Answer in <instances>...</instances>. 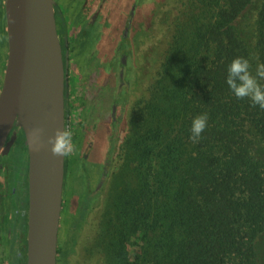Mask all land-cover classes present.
Here are the masks:
<instances>
[{
  "label": "rangeland",
  "instance_id": "rangeland-1",
  "mask_svg": "<svg viewBox=\"0 0 264 264\" xmlns=\"http://www.w3.org/2000/svg\"><path fill=\"white\" fill-rule=\"evenodd\" d=\"M59 1L63 4L66 0ZM208 1L139 0L136 3L135 0L123 48L118 45L122 28L119 23L113 24L109 35L95 46L94 42L88 44L89 41L82 49L75 45L71 58L75 61L73 72L77 78L70 80L65 128L72 130L76 149L64 159L56 264H149L151 250L146 251L150 247L141 216L142 201L148 192L156 190L160 166L156 155L158 142L149 136L160 123L161 111L162 116L174 118L173 125L168 127L170 135L175 134L176 108L179 109L176 100L182 84L179 80L181 71L185 72L190 65L186 44L193 30L212 19ZM261 2L254 0L239 22L241 34L251 48ZM130 4L131 0L126 4L127 9ZM73 9H65V14L69 18V40L74 44L77 23ZM179 21L183 25L182 33L177 46H172L176 36L179 37L176 33ZM0 28L2 37L4 17ZM171 53L172 71L163 65ZM123 54L126 59L121 64ZM6 56L7 43L1 38L0 62L4 66ZM176 60L180 73L177 76ZM257 63L256 53L252 51L253 75ZM4 66L0 67V87ZM260 82L264 84V80ZM115 98L121 100L114 103ZM112 106H115L114 122L110 119ZM146 145L151 147V153H147ZM21 151L17 145L13 146L10 159L17 161ZM251 153L264 158V141L256 140ZM104 165L106 176L102 175ZM3 175L7 177V189L10 176ZM86 195L85 214L80 217ZM4 204L5 215L8 207ZM4 246L0 232V264H5ZM256 246L262 258L260 263L264 264V233Z\"/></svg>",
  "mask_w": 264,
  "mask_h": 264
},
{
  "label": "trees",
  "instance_id": "trees-1",
  "mask_svg": "<svg viewBox=\"0 0 264 264\" xmlns=\"http://www.w3.org/2000/svg\"><path fill=\"white\" fill-rule=\"evenodd\" d=\"M253 1H208L212 19L193 30L186 44L190 65L179 80L175 134L170 135L168 127L174 118L162 116V111L159 125L149 131L158 142L160 162L156 190L142 201L149 264H261L256 245L264 233V158L253 156L251 148L256 140L264 141V109L248 98H236L226 83L227 66L234 57L250 62L255 51L258 62L264 63V0L256 12L253 48L239 27ZM2 17L0 0V22ZM176 25L179 37L172 46H177L183 29L180 21ZM2 33L0 39L6 40ZM125 39L119 38V47H124ZM168 59L163 65L171 70L172 53ZM177 62L176 76L180 75ZM117 99L114 103L121 100ZM204 113L207 127L194 143L191 120ZM110 119L115 120L112 115ZM13 130L17 133L13 146L22 151L17 161L10 159L11 149L0 156V232L5 264H25L27 150L21 128L13 126ZM146 149L151 153L149 145ZM2 173L10 176L7 189ZM102 175H107L105 165ZM87 201L86 195L80 217Z\"/></svg>",
  "mask_w": 264,
  "mask_h": 264
},
{
  "label": "water",
  "instance_id": "water-1",
  "mask_svg": "<svg viewBox=\"0 0 264 264\" xmlns=\"http://www.w3.org/2000/svg\"><path fill=\"white\" fill-rule=\"evenodd\" d=\"M55 0H3L7 56L0 87V155L9 153L21 128L27 150L26 263L56 264L65 157H54L47 137L65 128V65ZM44 130L34 151L29 129Z\"/></svg>",
  "mask_w": 264,
  "mask_h": 264
},
{
  "label": "flooded vegetation",
  "instance_id": "flooded-vegetation-1",
  "mask_svg": "<svg viewBox=\"0 0 264 264\" xmlns=\"http://www.w3.org/2000/svg\"><path fill=\"white\" fill-rule=\"evenodd\" d=\"M129 0H66L65 3H60L59 0H55V19H56V29L58 38L62 48L63 61L65 65V88H64V124H65V113H66V97L69 94L70 80H74L77 76L73 72L74 60L71 58V53L76 46L80 49L84 46L86 41L94 46L111 32L112 26L122 25L121 36L126 37L129 33V27L131 23V17L134 15L135 10V0H131L132 4L126 8V4ZM134 1V2H133ZM139 0H136V3ZM75 6V10L73 9ZM74 10L75 19L77 23V36L75 37L74 44L69 40L68 34V17L65 14V9ZM126 8V9H125ZM89 16L87 17V14ZM89 38V39H88ZM95 39V40H94ZM101 45V44H99ZM126 55L123 54L120 58V63H125ZM119 77H122V72H119ZM112 106L111 112L112 117L115 118V107ZM16 142V141H15ZM14 142V143H15ZM13 143V145H14ZM12 145V146H13ZM12 148V147H11ZM1 156V155H0ZM0 166H2L0 164ZM27 172V171H26ZM3 174V173H2ZM1 174V175H2ZM3 179V178H2ZM27 179V176H26ZM27 185V182H26ZM27 191V186H26ZM8 198H6V203ZM27 212V209H26ZM26 240V233H25Z\"/></svg>",
  "mask_w": 264,
  "mask_h": 264
},
{
  "label": "clouds",
  "instance_id": "clouds-1",
  "mask_svg": "<svg viewBox=\"0 0 264 264\" xmlns=\"http://www.w3.org/2000/svg\"><path fill=\"white\" fill-rule=\"evenodd\" d=\"M264 63L258 62L255 68V75L251 71L248 58L242 56L234 57L227 66L226 83L232 94L238 99L248 98L253 106L264 109ZM208 116L206 113L197 114L191 120V139L198 142L201 133L206 129ZM44 130L40 127L29 129L27 135L30 146L34 151H40L45 147L42 139ZM49 151L54 157H67L75 152L76 146L73 142V132L69 128L54 129L52 135L47 137Z\"/></svg>",
  "mask_w": 264,
  "mask_h": 264
}]
</instances>
